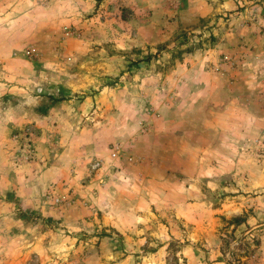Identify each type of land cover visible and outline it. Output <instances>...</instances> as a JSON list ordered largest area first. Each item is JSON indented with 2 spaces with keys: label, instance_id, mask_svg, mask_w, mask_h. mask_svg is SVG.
Wrapping results in <instances>:
<instances>
[{
  "label": "rangeland",
  "instance_id": "374dc122",
  "mask_svg": "<svg viewBox=\"0 0 264 264\" xmlns=\"http://www.w3.org/2000/svg\"><path fill=\"white\" fill-rule=\"evenodd\" d=\"M231 1L59 0L68 6L61 34L53 38L51 50L43 48L37 56L52 79L67 88L62 91L57 86L53 94L49 93L48 104H38L47 114L49 103L64 100L59 105L65 104L61 108L66 119L58 121L68 129L64 127L63 133L60 130L56 134L48 131L47 122L38 127L31 122L34 137L39 138H34L35 143L40 139L53 142V135H63L71 141L69 151L74 152V147L81 148L77 143L94 137L106 139L107 130L94 135L90 128L99 121L104 128L112 120L111 112H117L116 120L122 115L123 120L134 124L147 103L159 99L156 93L146 99V89H162L163 81L174 77L178 63L189 65L195 52L204 59L205 50L223 31L245 27L243 21H247L237 16L239 9L247 7L250 11V4L257 3L256 10L264 13V5L259 3L264 0H235L237 7H229L235 8L234 18L228 17L224 2ZM27 127L9 135L10 165L5 172L20 174L16 185L21 187L23 198L18 206L11 191L0 192L11 202L6 206L0 203V264H264V185L256 192L240 194L243 197L215 193L205 196L203 202L189 200L188 213L183 217L157 211L149 214L146 210L132 216L123 209L110 218L100 207L88 209L108 200L100 192L60 215L68 222L30 209L29 197L34 193L38 197L59 195L56 191H62L60 183L64 182L35 181L34 174L43 171L44 175V168L50 167L51 158L42 166L45 159L39 157L49 158L60 152L51 150L52 144L48 149L45 145L37 149L31 139L32 129ZM60 155L64 163H54V167L65 169L70 155ZM253 155L256 162L264 159L263 152L254 150ZM36 162L39 167L35 173ZM73 184L79 187L84 182L74 180ZM28 185L31 192L25 187ZM116 195L114 199L118 200L119 193ZM55 199L59 198L53 199L57 203ZM115 202H111L110 210ZM6 207L12 208L10 216ZM235 216L242 220L230 221Z\"/></svg>",
  "mask_w": 264,
  "mask_h": 264
},
{
  "label": "crops",
  "instance_id": "0c3cea01",
  "mask_svg": "<svg viewBox=\"0 0 264 264\" xmlns=\"http://www.w3.org/2000/svg\"><path fill=\"white\" fill-rule=\"evenodd\" d=\"M234 2L224 4L236 8ZM259 3L264 5V1ZM256 6L259 4L252 3L250 11L247 7L238 10L237 16L247 21H243L245 27L223 31L205 50L204 59L195 52L189 65H176L174 77L164 80L162 89H146L145 98L156 93L159 102L147 103L134 124L123 120L122 115L116 120L117 112H111L112 120L104 128L101 121L90 128L94 135L107 130L109 135L104 141L94 137L77 143L81 148L74 147L70 152L71 141L56 135L63 133L64 127L68 129L58 121L66 119L62 112L65 104L59 105L64 100L49 103L47 114L38 104H48L49 93L53 94L59 85L64 91L67 85L57 84L37 56L40 50L54 46L53 38L61 34L68 6L59 0H0V192L11 191L20 206L23 197L21 187L16 185L20 174L6 173L5 169L10 165L9 135L20 133L25 126L32 129L31 139L37 149L42 150V145L48 149L52 144L50 149L60 152L49 158L39 157L45 159L42 166L51 158L50 167L44 168L45 176L42 171V177H34L42 183L62 180V191H56L61 194L38 197L34 193L29 197L30 209L55 217L69 213L92 194L97 196L96 192L104 193L108 200L88 209L101 208L112 218L123 209L132 216L146 210L149 214L157 211L183 217L188 213L189 200L201 202L215 193L243 197L240 194L246 191L260 190L264 185V159L252 160L255 149L250 143L264 132V13ZM234 9H227L228 17L234 18ZM31 122L35 127L48 123L46 128L56 133V139H40L41 143L36 144L39 138L34 137ZM113 142H118L119 154L110 158L108 147ZM64 152L70 155L65 169L58 165L55 168L54 163H64L60 161ZM94 160L99 166L91 170ZM38 167L36 162L35 173ZM74 180L84 184L76 187ZM25 187L31 192V185ZM116 192L118 200L114 199ZM54 198L60 200L55 203ZM111 202H115V209H109ZM0 203L11 205L1 194ZM55 210L60 212L56 214ZM7 213L10 216L12 208H7ZM59 218L68 222L66 217Z\"/></svg>",
  "mask_w": 264,
  "mask_h": 264
},
{
  "label": "built area",
  "instance_id": "2783aa9c",
  "mask_svg": "<svg viewBox=\"0 0 264 264\" xmlns=\"http://www.w3.org/2000/svg\"><path fill=\"white\" fill-rule=\"evenodd\" d=\"M226 58V57H223ZM16 135L12 136V139H14ZM252 144L254 145V148L257 152H263L264 153V132L256 135L255 137L252 138L251 140ZM119 154V144L118 142H113L109 145L108 147V155L110 158H114ZM99 166V161L94 160L93 162L90 163L89 168L91 170L96 169ZM56 202L59 201V199H55Z\"/></svg>",
  "mask_w": 264,
  "mask_h": 264
},
{
  "label": "trees",
  "instance_id": "16d2710c",
  "mask_svg": "<svg viewBox=\"0 0 264 264\" xmlns=\"http://www.w3.org/2000/svg\"><path fill=\"white\" fill-rule=\"evenodd\" d=\"M241 220H242V218L239 217V216H235V217H232V218L230 219V221H235V223H238V222L241 221Z\"/></svg>",
  "mask_w": 264,
  "mask_h": 264
}]
</instances>
